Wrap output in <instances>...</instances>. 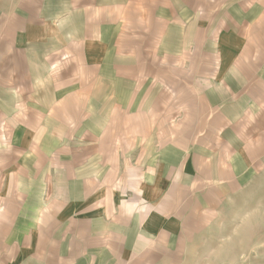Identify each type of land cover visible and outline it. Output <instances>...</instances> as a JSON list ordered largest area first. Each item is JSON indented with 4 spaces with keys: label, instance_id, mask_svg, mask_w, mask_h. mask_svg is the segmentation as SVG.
Returning a JSON list of instances; mask_svg holds the SVG:
<instances>
[{
    "label": "crops",
    "instance_id": "crops-1",
    "mask_svg": "<svg viewBox=\"0 0 264 264\" xmlns=\"http://www.w3.org/2000/svg\"><path fill=\"white\" fill-rule=\"evenodd\" d=\"M263 168L264 0H0V264H213Z\"/></svg>",
    "mask_w": 264,
    "mask_h": 264
},
{
    "label": "rangeland",
    "instance_id": "rangeland-1",
    "mask_svg": "<svg viewBox=\"0 0 264 264\" xmlns=\"http://www.w3.org/2000/svg\"><path fill=\"white\" fill-rule=\"evenodd\" d=\"M226 217L233 226L221 230L213 264H264V168Z\"/></svg>",
    "mask_w": 264,
    "mask_h": 264
}]
</instances>
